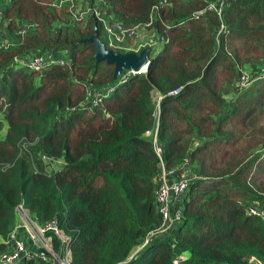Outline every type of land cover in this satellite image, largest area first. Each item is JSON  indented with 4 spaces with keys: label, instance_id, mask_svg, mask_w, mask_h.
I'll list each match as a JSON object with an SVG mask.
<instances>
[{
    "label": "trees",
    "instance_id": "16d2710c",
    "mask_svg": "<svg viewBox=\"0 0 264 264\" xmlns=\"http://www.w3.org/2000/svg\"><path fill=\"white\" fill-rule=\"evenodd\" d=\"M50 3L7 0L0 11L5 32L25 27L0 44V240L20 205L57 223L69 264H173L179 254L176 264H264V221L247 213H264V78L235 88L264 60V0H81L87 16L75 22ZM95 11L161 45L144 74L113 81L112 67L94 63L82 41L96 30L103 43ZM58 53L61 65L24 66ZM154 129L164 167L179 174L185 159L194 179L168 239L127 260L161 220L158 163L142 136ZM39 156L61 167L45 174Z\"/></svg>",
    "mask_w": 264,
    "mask_h": 264
},
{
    "label": "built area",
    "instance_id": "2783aa9c",
    "mask_svg": "<svg viewBox=\"0 0 264 264\" xmlns=\"http://www.w3.org/2000/svg\"><path fill=\"white\" fill-rule=\"evenodd\" d=\"M80 4L81 0H51L50 7L67 8L72 21L75 22L80 18H83V16L88 12V8L84 5L81 8L82 11L75 15L74 8L75 6L80 8ZM94 15L99 21H101L110 41H119L120 37L124 35H129L128 38L130 39L137 37L135 29L122 30L117 24L110 26L107 19H105V17L100 13L95 11ZM3 27L0 29L1 36L2 31L4 30ZM24 31L25 27H22V29L16 33V38L21 37L24 34ZM117 36H119L118 39ZM1 46L3 45L1 44ZM3 47L6 49L5 46ZM108 47L113 48L112 46ZM62 63H64V60L58 58V54H54L52 57H30L25 61L24 66L29 70H41L47 64L61 65ZM140 73L144 74L145 71L138 72L137 74ZM129 74L136 75L132 72L127 73V75ZM262 78H264V60L260 70H258V73H256L255 76L250 77L249 74L245 72L239 74L235 82L236 91H241L247 88V86L254 80ZM106 91L109 93L111 89L110 91ZM176 93L177 92H172V94ZM99 96H101L99 93L94 95L89 92L87 93L88 98H94V103L99 101ZM142 136L145 139H150L153 152L158 163V171L155 179L156 187L154 190V202L158 208L159 214L161 215L159 224L142 239L140 246L143 247L152 239L161 241L168 239V233L180 222L182 218L180 207L182 196L185 193L188 184L194 179V177L192 176L189 170L188 162L185 159L183 160L181 172L179 174H175L174 171L164 167L161 158L162 149L157 143L155 129L145 132ZM43 173L49 174L45 171H43ZM257 212L258 209L257 211L256 209H247L248 214L261 215L264 221V213L260 214ZM14 215L17 217L14 229L7 236V240L0 243L3 246V251H0V264H18L20 261L24 262L32 260H40L50 264H69L71 256L67 245L68 240L62 234L55 221L40 225L36 223L33 217L20 205L15 207ZM55 239L58 241L59 245L57 251L53 244ZM185 259L186 256L184 254H179L174 259L173 264H176L178 261H184Z\"/></svg>",
    "mask_w": 264,
    "mask_h": 264
},
{
    "label": "rangeland",
    "instance_id": "374dc122",
    "mask_svg": "<svg viewBox=\"0 0 264 264\" xmlns=\"http://www.w3.org/2000/svg\"><path fill=\"white\" fill-rule=\"evenodd\" d=\"M6 4H7V0H0V11L3 9V7ZM76 8H77V6H75V8H74L75 9L74 10L75 15L82 11L81 7L77 8V9ZM86 16L87 15L85 14L83 16V18ZM4 25H5L4 22L0 18V29ZM103 36L104 37H102V39H104V40H103L102 44L104 46H106L107 49H110V50L118 52V53L122 52V54L123 53H137V51L144 49V46H147V47H145V49L151 47L149 50L148 56L150 59H152L161 49L160 44H158V43L154 44V42L150 38L143 37V35H141V34L138 35V37H136V38H132L133 39L132 41H130V38H128L129 35H124V36L120 37L119 41H114V42L109 40L108 35L105 32V30H104ZM0 38H1V35H0ZM118 38H119V36H117V39ZM15 39H16V34L11 35V34L5 32L4 30L2 31V39H1L2 42H1V44L3 46H5L6 48L12 47V45L15 44ZM108 46H112L113 48H109ZM58 58H61L62 60L66 61V56L63 53H58ZM123 73H124L123 74L124 76H127L126 72H123ZM142 74L143 73H140L138 75H142ZM110 89H111V91L113 90L112 87H110L108 90L110 91ZM225 99H228V98H225ZM159 101H160V98L156 96L155 97V105H157V103ZM5 128H6L5 123H2V128L0 130V140L4 137ZM39 159L43 163L42 164L43 165V171H45L46 173H49V174L57 171L61 167V164H62L61 160H55V159L52 160V159L44 158L41 156H39ZM256 211H257V208H256ZM15 220L17 222V217H15ZM5 240H7V238H5L4 240H1V242H4ZM140 249H142V246H139L138 249L134 250L132 253V256H135L137 253H139ZM128 254L130 255V252ZM129 255H127V256H129ZM127 259H128V257H127ZM251 260L252 259H249L246 262V264H256L255 262H253Z\"/></svg>",
    "mask_w": 264,
    "mask_h": 264
},
{
    "label": "water",
    "instance_id": "95a60500",
    "mask_svg": "<svg viewBox=\"0 0 264 264\" xmlns=\"http://www.w3.org/2000/svg\"><path fill=\"white\" fill-rule=\"evenodd\" d=\"M82 43H88L92 45L94 63H104L107 66L112 67L111 79L115 81L122 72L137 74L142 69H146L149 64V50L142 49L138 53H118L109 49L100 43L97 38L96 30L93 35L82 41Z\"/></svg>",
    "mask_w": 264,
    "mask_h": 264
},
{
    "label": "clouds",
    "instance_id": "9594fccd",
    "mask_svg": "<svg viewBox=\"0 0 264 264\" xmlns=\"http://www.w3.org/2000/svg\"><path fill=\"white\" fill-rule=\"evenodd\" d=\"M15 223H16V220H15ZM141 242H142V241H141ZM140 245H141V243L138 244L137 246H135V247L130 251V255L128 256V259H127V260H129V259H131V258L133 257V256H132L133 251L136 250V249H138V247H139ZM146 245H147V244H146ZM146 245H144V246H146ZM144 246H143V247H144ZM143 247H142V248H143ZM143 249H144V248H143ZM140 250H141V249H140ZM127 260H126V261H127Z\"/></svg>",
    "mask_w": 264,
    "mask_h": 264
},
{
    "label": "crops",
    "instance_id": "0c3cea01",
    "mask_svg": "<svg viewBox=\"0 0 264 264\" xmlns=\"http://www.w3.org/2000/svg\"><path fill=\"white\" fill-rule=\"evenodd\" d=\"M1 39H2V36H1ZM0 39V42H2V40ZM1 44V43H0ZM1 242V240H0ZM18 264H22V261H20Z\"/></svg>",
    "mask_w": 264,
    "mask_h": 264
},
{
    "label": "bare ground",
    "instance_id": "6f19581e",
    "mask_svg": "<svg viewBox=\"0 0 264 264\" xmlns=\"http://www.w3.org/2000/svg\"><path fill=\"white\" fill-rule=\"evenodd\" d=\"M144 71V69H142L141 71H139V72H143Z\"/></svg>",
    "mask_w": 264,
    "mask_h": 264
}]
</instances>
